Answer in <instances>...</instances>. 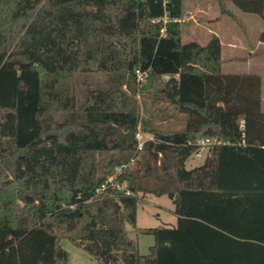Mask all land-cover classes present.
<instances>
[{
  "label": "trees",
  "instance_id": "trees-1",
  "mask_svg": "<svg viewBox=\"0 0 264 264\" xmlns=\"http://www.w3.org/2000/svg\"><path fill=\"white\" fill-rule=\"evenodd\" d=\"M186 1L235 19L227 0H0V232L23 247L26 232L48 236L31 264L50 248L67 264L61 239L98 264H264L261 77L180 71ZM233 4L261 19L264 43V0ZM136 70L185 119L139 151ZM201 138L219 143L187 169ZM146 194L171 200L175 225L136 226ZM127 226L153 236L147 254Z\"/></svg>",
  "mask_w": 264,
  "mask_h": 264
},
{
  "label": "rangeland",
  "instance_id": "rangeland-1",
  "mask_svg": "<svg viewBox=\"0 0 264 264\" xmlns=\"http://www.w3.org/2000/svg\"><path fill=\"white\" fill-rule=\"evenodd\" d=\"M226 7L235 19L221 14L214 1L184 2L180 24L182 42L186 44V47L180 71L197 69L209 72H252L258 74L261 77V110L264 112V43L259 41L263 23L256 14L240 11L233 4V0H227ZM208 46L223 61L219 67L211 68L204 64L206 58L203 56V51ZM248 55L249 57L244 59ZM163 78L166 79L167 76ZM142 88L141 83L136 85L135 99L141 117L147 120L145 124L147 130L139 125L136 132L141 135L143 141L152 139L149 131L153 129L173 131L184 127L185 119L182 114L172 107L164 108V105L153 102V90L145 92ZM160 106H163V109L157 111ZM203 160L204 153L202 157L192 155L186 162V168L196 167L202 164ZM115 170L116 172L120 171L119 168ZM175 224L173 204L166 195L146 194L141 197L137 205V227L154 228ZM127 229L130 237L137 241L139 254H147L149 247L154 243L153 236L136 234L130 226H127ZM47 237L39 230L26 232L23 236L25 246L23 247L16 240L17 238H12L11 233L0 232V261H7V264H31L36 261L41 247L37 248L44 243ZM60 246L68 253L67 264L99 263L96 258L68 239H61ZM50 250L51 248L45 252L44 258L39 264H51Z\"/></svg>",
  "mask_w": 264,
  "mask_h": 264
},
{
  "label": "built area",
  "instance_id": "built-area-1",
  "mask_svg": "<svg viewBox=\"0 0 264 264\" xmlns=\"http://www.w3.org/2000/svg\"><path fill=\"white\" fill-rule=\"evenodd\" d=\"M135 75H136V79H137L138 83H141L146 77V73L140 72L139 70L135 71ZM136 137L138 140L137 150H140L142 148L144 141L141 139V135H139L138 133H137ZM218 143H219V141L214 139V138H201V139L197 140L196 145L199 147V150L196 152L195 156L196 157H202L203 152L205 150H207L209 147L213 146L214 144H218ZM122 187H124V185ZM126 193L129 194L130 191H126Z\"/></svg>",
  "mask_w": 264,
  "mask_h": 264
}]
</instances>
